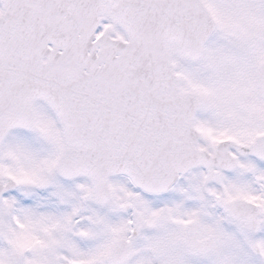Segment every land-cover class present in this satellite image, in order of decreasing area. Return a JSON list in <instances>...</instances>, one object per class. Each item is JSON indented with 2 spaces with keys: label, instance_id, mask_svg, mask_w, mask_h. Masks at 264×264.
Here are the masks:
<instances>
[{
  "label": "snow or ice",
  "instance_id": "snow-or-ice-1",
  "mask_svg": "<svg viewBox=\"0 0 264 264\" xmlns=\"http://www.w3.org/2000/svg\"><path fill=\"white\" fill-rule=\"evenodd\" d=\"M0 264H264V0H0Z\"/></svg>",
  "mask_w": 264,
  "mask_h": 264
}]
</instances>
